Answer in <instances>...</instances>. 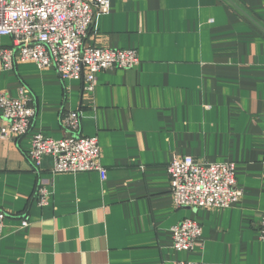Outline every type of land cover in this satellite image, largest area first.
I'll return each mask as SVG.
<instances>
[{
    "label": "crops",
    "instance_id": "1",
    "mask_svg": "<svg viewBox=\"0 0 264 264\" xmlns=\"http://www.w3.org/2000/svg\"><path fill=\"white\" fill-rule=\"evenodd\" d=\"M85 45L134 50L139 63L97 73L91 93L54 69L0 68V92L23 88L36 111L25 136H0V264H264V0H110ZM74 111L79 134L98 139L104 181L52 174L50 157L35 172L27 158L34 134L67 136L60 118ZM173 156L233 163L240 201L176 209ZM183 219L202 227L192 252L172 249Z\"/></svg>",
    "mask_w": 264,
    "mask_h": 264
},
{
    "label": "built area",
    "instance_id": "2",
    "mask_svg": "<svg viewBox=\"0 0 264 264\" xmlns=\"http://www.w3.org/2000/svg\"><path fill=\"white\" fill-rule=\"evenodd\" d=\"M110 0H0V38H9L10 47L0 46V68L14 63H32L38 69H54L61 82L80 80L85 93H91L97 73L109 69H131L139 63L134 50H113L85 45L95 15L109 10ZM36 111L23 88L16 97L0 92V128L3 138H20L29 133ZM80 114L61 115L60 124L68 135L52 139L41 134L31 138L27 158L35 172L45 157L52 158V174L96 172L101 181L106 171L101 165L97 137L79 134ZM169 189L176 209H226L240 201L235 165L228 162H196L189 156H173L166 166ZM37 203L48 204L44 183L36 191ZM6 214L0 209V239ZM25 220L20 222L27 227ZM172 249L192 252L202 235L195 221L183 219L171 227ZM259 238L264 241V217L259 223ZM173 264H199L177 261Z\"/></svg>",
    "mask_w": 264,
    "mask_h": 264
}]
</instances>
